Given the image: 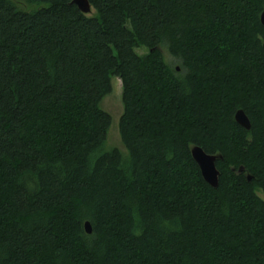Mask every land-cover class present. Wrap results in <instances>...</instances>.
I'll use <instances>...</instances> for the list:
<instances>
[{
  "label": "trees",
  "instance_id": "1",
  "mask_svg": "<svg viewBox=\"0 0 264 264\" xmlns=\"http://www.w3.org/2000/svg\"><path fill=\"white\" fill-rule=\"evenodd\" d=\"M23 1L0 0V264H264V0ZM113 76L126 158L100 150Z\"/></svg>",
  "mask_w": 264,
  "mask_h": 264
},
{
  "label": "rangeland",
  "instance_id": "2",
  "mask_svg": "<svg viewBox=\"0 0 264 264\" xmlns=\"http://www.w3.org/2000/svg\"><path fill=\"white\" fill-rule=\"evenodd\" d=\"M15 5L24 11H29L31 9L35 8V5L28 4L23 0H12ZM95 14V11L92 9L90 13H88V16H93ZM137 54H144L146 52V49L144 47L137 48L136 50ZM164 58L169 59L168 52L164 51L163 54ZM121 81L118 77L113 76L111 79V85H112V91L103 97L101 100L99 106L102 109V111H106L111 116V125L107 132L106 140L104 144L102 145L101 151H110L114 148L118 149L122 156L125 158L127 157L128 153L126 149H124V146L122 145L120 136H119V119L123 112V104L121 101ZM101 153V152H98Z\"/></svg>",
  "mask_w": 264,
  "mask_h": 264
},
{
  "label": "water",
  "instance_id": "3",
  "mask_svg": "<svg viewBox=\"0 0 264 264\" xmlns=\"http://www.w3.org/2000/svg\"><path fill=\"white\" fill-rule=\"evenodd\" d=\"M72 3L78 7L83 14H88L91 12V5L88 0H72ZM260 15V22L264 27V8ZM235 122L239 124L241 127L248 130L250 128V120L247 118V115L242 109L236 110L234 113ZM191 158L197 164L201 176L205 183L209 184L213 188L217 187L218 185V176L219 171L216 167V161L221 159L220 154H208L206 153L200 146L191 145L190 146ZM242 166H240L237 170L238 173L242 171ZM247 179L250 180L251 176L246 175ZM85 231L87 233L91 232L90 223L88 221L84 222Z\"/></svg>",
  "mask_w": 264,
  "mask_h": 264
}]
</instances>
